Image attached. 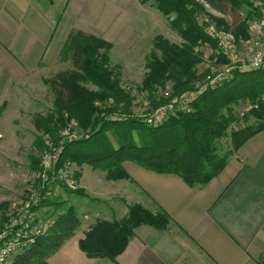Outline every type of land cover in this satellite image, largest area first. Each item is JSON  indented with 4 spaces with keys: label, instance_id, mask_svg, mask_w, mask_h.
<instances>
[{
    "label": "crops",
    "instance_id": "1",
    "mask_svg": "<svg viewBox=\"0 0 264 264\" xmlns=\"http://www.w3.org/2000/svg\"><path fill=\"white\" fill-rule=\"evenodd\" d=\"M157 12L137 0H0V149L6 136L17 137L10 122L49 92L46 80L66 70L69 62H60L59 54L70 31L105 41L114 57L127 56L137 52L144 34L158 28L162 17ZM75 168L86 197L106 201L117 195L125 210L145 198L175 230L140 224L114 262L89 257L79 247L88 230L82 227L88 207L78 203L80 225L49 256V264H183L192 253L209 264H264V129L203 185L189 186L177 175L130 161L123 162L125 177L119 180H107L87 165ZM61 194L67 197L55 188L46 203L57 196L55 202H63ZM53 208L41 206L39 213L55 214Z\"/></svg>",
    "mask_w": 264,
    "mask_h": 264
},
{
    "label": "trees",
    "instance_id": "2",
    "mask_svg": "<svg viewBox=\"0 0 264 264\" xmlns=\"http://www.w3.org/2000/svg\"><path fill=\"white\" fill-rule=\"evenodd\" d=\"M137 1L142 4L149 2V0ZM205 1L210 3L214 0ZM222 1L232 4L234 9H237L235 7L239 4L247 3L246 21L257 17V10L253 7L254 2L264 3V0ZM154 2L157 4V10L164 16L176 13V19L170 26L185 43L178 45L164 37L157 38L153 43L159 56L151 53V61L145 67L148 71L144 84V89L149 93L152 109L141 115L142 121L149 112L168 104L172 99H177L184 93L200 90L211 71L200 73L193 69L201 61L194 47L197 45L200 47L204 43L215 47V43L196 23L193 16L196 9L190 0H154ZM151 4L154 5L153 2ZM246 27L245 21L237 27L238 31L243 30V37L247 35ZM238 31L234 30L237 37ZM109 50L110 45L105 41L78 31H70L63 43L59 55L60 62H69L71 68L58 72L46 81L54 98V108L51 113L53 116L51 119L54 120L47 122L51 127L45 130L46 138L48 137L54 146L59 145L58 147L61 148L54 169L66 163L72 164L71 162L76 163L77 166L87 164L105 171L106 179L111 181L125 177L122 164L130 161L156 173L177 175L189 186L203 185L222 171L245 141L264 129V104H262L258 110L242 119V127L231 131V146L220 152L218 140L226 136V130L236 121L232 107L240 101L255 99L264 93V71L241 73L234 70L231 77L222 85L198 93L193 103L186 109L170 115L165 123L154 127L144 125V122L140 121L144 128L153 132L151 137L159 141L158 146L124 142L121 133L116 132L120 141L117 148L111 147L107 142L106 152L97 153L99 151L95 152V150L99 141L96 140L89 144L92 151L87 150L83 142H88L110 126L125 124L135 128L131 113L133 100L130 94L122 89L118 80L112 77L115 69L113 67L111 69L109 65ZM218 58V62L223 61L221 64L226 62L224 58ZM169 81L173 82L169 97L165 96L167 93L165 92L159 99H152L153 91L156 88H165V84ZM86 83L92 84L96 90H88ZM99 102L105 104L98 105ZM95 106H102L99 108L100 119L93 117L97 110ZM46 115L48 116V113ZM252 116L253 120L245 122ZM136 117L139 118L137 115ZM70 124L73 126L68 131ZM158 130V133L154 132ZM57 131L60 133L78 131L82 135L64 143V138L58 139L60 133L57 136ZM44 142L45 139H42L39 145ZM38 184V195H40L45 183L38 181ZM49 189L53 193V185L50 184ZM49 199H45L40 206L57 205L58 202L46 203ZM61 210L62 212L52 220L51 229L37 238L34 245L16 254L10 264H49L47 262L49 256L55 253L80 225L77 208L70 205ZM157 212V216H150L145 209L134 205L120 220H98L84 233L79 247L89 257L106 258L114 262L133 235L135 226L151 224L164 228L162 224L171 220L161 209Z\"/></svg>",
    "mask_w": 264,
    "mask_h": 264
},
{
    "label": "rangeland",
    "instance_id": "3",
    "mask_svg": "<svg viewBox=\"0 0 264 264\" xmlns=\"http://www.w3.org/2000/svg\"><path fill=\"white\" fill-rule=\"evenodd\" d=\"M151 2H153L154 5H152ZM190 2L196 9L193 16L197 24L199 23L198 18L201 19V17H206L209 19V21L216 22L218 26L223 30H235V32H237L239 30V28H237L238 25H240L242 21H245V24L247 22V3L239 4L235 7L237 9H234L232 4L230 5L228 2L222 0H214L210 3L204 2L207 3L208 7H205L204 3L197 2V0H190ZM145 4L148 7L150 6L157 10V4L156 2H154V0H149V2ZM159 15L162 17V21L158 24V28H156L154 32L150 31L144 34V38L141 39V41L137 45L136 53L134 51L131 54H127V56L122 57H114V55L108 53L110 59L109 65L111 66V69L112 67L115 69L114 72H112L113 79H117L121 84L120 86L122 87V89H124L132 97L133 106L131 113L133 116L132 119L133 121H135V128H133L132 126L128 127L125 124H115L113 125V127L110 126L109 129L93 136L88 142H83L87 150L92 151V147H89V144L96 140L99 141V144L96 145L95 150V152L99 151L97 153L103 154L106 152L108 146L107 142L111 144V147L117 148L118 143L120 142L118 135L119 133H121L124 142L127 143L133 142L134 144H138L140 142V144L145 143L148 146L159 145V141L154 137H151L153 132L144 128V123V125L139 123L140 121H142L140 120L141 115H143L147 110L151 108L149 93L146 89H144L146 72L148 71L145 67H147V64H149L151 61V53H155L157 56H159V52H157V50L153 46V43L157 38L164 37L170 42L177 43L178 45L185 43L182 37H180L178 33L170 26L171 22L176 19V13L167 14V17H164L163 14ZM145 18L149 17L145 16ZM238 32V37L244 36L242 34L243 30ZM194 51L196 54H198V56H200L201 59L197 66H194L193 68L196 69V72L198 70L200 73H209L211 71L210 67L213 66V64H221L223 62H218L219 58L213 56L210 53L209 49H204L203 47H199L197 45L194 47ZM214 60L215 63L213 62ZM69 64H64L66 65V70L69 68ZM172 84L173 82L169 81L165 84V88H154L155 90L152 93V99H159L160 96L162 94L164 95L165 92H167L165 96L169 97L170 91L172 89ZM85 85L87 86V88H89L88 90H96V88L90 83H86ZM173 100L174 99H172L171 101ZM108 101L112 103V101ZM97 104L103 106V104L105 103L99 102ZM102 106H95L97 107V110L94 113V119L96 117H99V108H102ZM53 108V93L49 88V92H47V94H44L43 98L40 99L39 102H30L22 115H19L16 120L10 122L13 125L12 127H14L16 131H18V134L17 137L6 136L5 145L0 149V217L4 216L5 213L13 205H18L19 203L25 201L28 197H30L32 190L39 189L38 180L34 179V171L40 169L41 160L38 158V156L40 155V153H43L46 150V145H50L48 143H44L41 145L39 144L42 142V139L46 138V128L51 127V125H47V122L49 120H52L51 118L53 116L51 113ZM46 112L48 113V116L46 115ZM136 115L139 118H137ZM109 117L111 118V116ZM250 120H253V116L249 117L245 122H248ZM74 124L75 123H73V125ZM73 125H69L68 131L71 130V127ZM240 127H242V122L237 119L228 127V129L226 130V136L218 140V143L220 145V152H224L231 146V131H234ZM99 128L100 126H98L97 129ZM68 131H64L63 133L57 131V136L60 133L58 139L62 140L64 138L63 142L67 143L74 137L82 135V133L78 131H73L70 133H68ZM116 132H118V134H116ZM154 132L158 133L159 130ZM58 146L59 145L54 146L52 144L53 148H57ZM71 163L72 164L66 163L62 166L56 167L55 169L57 172L58 170H64L66 172L65 179L71 180L73 182L72 185L75 189H72L70 187L68 188L61 180L52 183L51 185H53V190L55 188L57 189V187L62 188L67 197L61 194L59 196V199L61 200L59 201L63 202L61 204L60 202L56 203L57 205H54L55 208L52 209L55 211V214L51 213L50 215H48L46 213V210L43 209L41 213H39L40 219L53 220L57 214L62 212L61 209H63V207H68L71 205L75 208H78V203H81L85 207H88V213L86 214L88 216H86L85 223L82 225V227L86 228L87 226V228L89 229L98 220L113 221L114 219H118L122 216L124 211L126 214L128 213L129 209L134 206H128V211L125 210L122 207L123 200L118 199L119 196L117 195H110L112 197L111 200L106 201H103L101 200L102 198L100 199L96 196L86 197L81 190L78 182L77 174H80V169L75 168L76 163ZM87 166L91 167V170L95 171L97 175L106 177V172L102 169L94 168L90 165ZM55 169L54 172L56 173ZM69 191L73 193H70ZM122 196V198L126 199L125 195L122 194ZM57 198L58 196L55 197V199ZM55 199L51 203H55ZM74 199H76V201ZM137 206L145 209L150 216L158 215V212L154 209V206H152V204L149 203L145 198L143 199V204ZM94 212H96L95 216L91 214ZM123 217H121V219ZM158 217H160V215ZM162 226H164L166 230H175V226L171 225L169 222L162 224ZM204 262L206 263L207 261L203 256L192 253V256L189 255L185 258L183 264H205Z\"/></svg>",
    "mask_w": 264,
    "mask_h": 264
},
{
    "label": "built area",
    "instance_id": "4",
    "mask_svg": "<svg viewBox=\"0 0 264 264\" xmlns=\"http://www.w3.org/2000/svg\"><path fill=\"white\" fill-rule=\"evenodd\" d=\"M197 2L207 1L197 0ZM204 5L208 7L207 3ZM253 7L258 14L257 17L247 21L245 37L235 36L234 30L221 29L216 22H211L206 17L198 18L203 33L215 43V47L209 43H204L201 47L209 49L213 56L222 57L226 62L211 66V72L206 76L199 91L184 93L168 104L149 112L144 117V124L155 127L165 123L170 115L186 109L193 103L198 93L222 85L231 77L234 70L241 73L264 71V3L255 1ZM213 62L215 63V60ZM262 104H264V93L255 99L240 101L232 107L234 117L242 122L244 117L258 110ZM44 139V143L50 145H46V150L38 156L41 160L40 169L34 171V179L45 183L43 191L38 195V190H32L30 197L18 205H13L4 216L0 217V264H10L16 254L34 245L37 238L51 229L52 220H42L39 215L40 205L53 195L49 185L61 180L68 188L75 189L73 182L65 179L64 170L54 172V165L61 148H53L50 139L48 137Z\"/></svg>",
    "mask_w": 264,
    "mask_h": 264
}]
</instances>
